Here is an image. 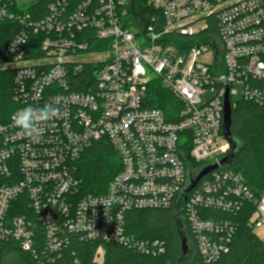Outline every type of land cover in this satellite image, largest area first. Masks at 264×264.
I'll return each instance as SVG.
<instances>
[{
  "label": "built area",
  "instance_id": "built-area-1",
  "mask_svg": "<svg viewBox=\"0 0 264 264\" xmlns=\"http://www.w3.org/2000/svg\"><path fill=\"white\" fill-rule=\"evenodd\" d=\"M24 5L0 0V24L22 25L1 50L15 107L0 112V259L9 240L38 257L59 252L70 234L162 255L164 241L127 233L126 213L174 208L212 165L180 201L201 257L217 261L237 231L217 212L250 204L248 226L264 229V192L221 162L231 151L226 95L231 108L264 104V0H51L39 19ZM157 83L175 100L169 114L149 106ZM44 104L59 113L37 137L12 125L17 110ZM104 138L121 168L104 193L83 195L78 162Z\"/></svg>",
  "mask_w": 264,
  "mask_h": 264
},
{
  "label": "trees",
  "instance_id": "trees-1",
  "mask_svg": "<svg viewBox=\"0 0 264 264\" xmlns=\"http://www.w3.org/2000/svg\"><path fill=\"white\" fill-rule=\"evenodd\" d=\"M50 1H32L25 10L33 19H39L47 13ZM16 11L22 12L20 9ZM21 29L22 25L16 21L0 24V64L5 59L1 54L2 48ZM13 78L14 70H0V112L5 110L6 114L15 107ZM155 85L150 86L149 106L161 108L169 114L176 105L175 100L160 83H157V87ZM72 90L89 91L78 85ZM230 131L231 150L234 145L236 149L228 168L241 174L246 184L260 196L264 192V104L238 102L232 108ZM120 168L119 158L110 141L106 138L94 141L78 162V174L82 179L81 194L104 193ZM182 206L181 203L180 212ZM253 210L250 204H246L235 216L215 213L216 217L234 220L237 231L229 252L211 263L201 257L193 230L181 212L182 229L188 243V251L184 252L182 232L171 207L132 210L125 217L127 233L131 237L165 242L166 250L162 255L154 257L113 242L84 241L79 235L70 234L69 244L59 252L44 254L40 250L38 257L23 250L14 240L4 242L0 264H264V241L248 226Z\"/></svg>",
  "mask_w": 264,
  "mask_h": 264
},
{
  "label": "clouds",
  "instance_id": "clouds-1",
  "mask_svg": "<svg viewBox=\"0 0 264 264\" xmlns=\"http://www.w3.org/2000/svg\"><path fill=\"white\" fill-rule=\"evenodd\" d=\"M58 113L59 109L52 104L35 107L29 105L12 114L11 121L12 125L18 128L22 135L35 138L39 135L41 128Z\"/></svg>",
  "mask_w": 264,
  "mask_h": 264
},
{
  "label": "water",
  "instance_id": "water-1",
  "mask_svg": "<svg viewBox=\"0 0 264 264\" xmlns=\"http://www.w3.org/2000/svg\"><path fill=\"white\" fill-rule=\"evenodd\" d=\"M231 121H232V108L230 105V101H229V97L228 95H226L225 97V101H224V129H223V133L224 136L226 137V139H228V141L230 142L232 140V133L230 131V126H231ZM231 143V142H230ZM235 149L236 146L234 145L232 150L230 151V153L225 156L224 158H222L221 162L223 164H230V162L232 161L234 155H235ZM215 165L212 166H208L206 168H204L195 179L190 180V183L188 184V186L185 188V190L180 194V196L178 197L177 201H176V205L174 207V213H175V218L177 221V224L182 232V239H183V247H184V252L187 253L188 251V243H187V238L185 236V234L183 233V229H182V222H181V215H180V210H179V204L181 201L182 197H187L188 193L196 186V184L205 176L207 175L210 171H212L213 169H215Z\"/></svg>",
  "mask_w": 264,
  "mask_h": 264
},
{
  "label": "rangeland",
  "instance_id": "rangeland-1",
  "mask_svg": "<svg viewBox=\"0 0 264 264\" xmlns=\"http://www.w3.org/2000/svg\"><path fill=\"white\" fill-rule=\"evenodd\" d=\"M31 1H35V0H17L19 5H23V3L25 4L23 7L26 8L28 3ZM210 96V93H205L202 95V97L204 99L208 98ZM241 98V95L235 97V100H239ZM255 233L264 241V229H256Z\"/></svg>",
  "mask_w": 264,
  "mask_h": 264
}]
</instances>
